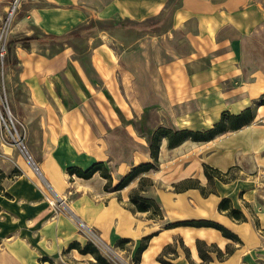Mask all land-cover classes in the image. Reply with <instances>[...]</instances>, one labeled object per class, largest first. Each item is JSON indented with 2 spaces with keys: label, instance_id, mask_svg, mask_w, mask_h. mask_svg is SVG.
Segmentation results:
<instances>
[{
  "label": "crops",
  "instance_id": "1",
  "mask_svg": "<svg viewBox=\"0 0 264 264\" xmlns=\"http://www.w3.org/2000/svg\"><path fill=\"white\" fill-rule=\"evenodd\" d=\"M169 1L24 0L23 11L15 19L11 33L20 38L31 35L32 30L37 29L48 36H60L87 22L91 14L95 15L96 21L102 22L117 18L140 22L158 15ZM8 2L0 0V17ZM263 4L264 0H180L174 10L172 28L180 32L194 31L196 47H217L222 44V33L231 32L233 26L239 24L236 21L253 23V12L264 11ZM174 38L178 39L176 32ZM224 44L229 45V41ZM70 53L69 47L45 53L32 40L28 46L17 42L14 47L18 77L28 89L29 105L48 108L53 105L63 112L58 120L60 126L77 128L78 122L71 123L68 117L70 112H74L77 119V114H80L78 105L84 92L78 85L83 82L87 90L91 89V93H86L88 96L89 93L91 96L98 94L96 86L81 75V65L91 59L87 55L76 57ZM235 103L228 108L232 113H238L243 108ZM81 111H86L83 105ZM134 122L129 124L130 135H125L118 129L120 120L113 119L110 130L109 123L101 120L98 126L103 128L100 131L102 138L99 139L92 130L88 134V142L97 143L100 140L106 144L102 154L86 156L84 164L76 166L89 167L95 161H102L107 164L114 185L133 166L147 161L149 151L146 142L150 136L146 137L143 152L135 147L128 149L126 144L125 137L136 142ZM90 123L86 121V127ZM109 142H122L123 146L112 148ZM178 150L181 156L177 159L175 154ZM164 156L171 160V165L166 167L163 175L154 172L146 174L161 184L157 181L143 190L144 195L155 199L161 217H152L148 212L133 208L129 194L137 187L138 179L130 181L120 190H104L106 179L98 172L89 178L69 177L55 167L57 162L54 159L49 163L52 167L49 177L59 190L69 188L70 202L77 214L103 240L122 251L128 250L135 264H264V211L254 214L249 207L260 206L258 202H264V105L257 108L256 117L250 124L212 140H186L168 148L166 140L162 139L159 152L162 164L166 161ZM204 163L220 172V176L215 177L214 189L206 193L201 188L207 182ZM234 165L240 167L238 171L245 177L240 174L238 177H227L231 171L229 168ZM255 171L252 178L251 174ZM184 179H196L197 183L176 190L174 184ZM222 198L229 199L231 206L240 210L245 219L235 220L226 210H220L218 204ZM184 220L215 221L235 234L238 240L226 237L210 226L173 225ZM144 240L145 246L138 251ZM197 240L208 245L215 244L221 251L229 247L231 252L222 259H217L215 252H210L211 260L204 262L196 247ZM73 241L81 246L85 243L76 225L66 217L49 219L39 192L28 183L20 182V185L0 189V264H54L62 251L68 254L70 264H101L89 252L81 253L76 248H68Z\"/></svg>",
  "mask_w": 264,
  "mask_h": 264
},
{
  "label": "rangeland",
  "instance_id": "2",
  "mask_svg": "<svg viewBox=\"0 0 264 264\" xmlns=\"http://www.w3.org/2000/svg\"><path fill=\"white\" fill-rule=\"evenodd\" d=\"M23 1L20 0L7 32L2 34L1 20L6 9L0 17V189L20 185V182L28 183L39 192L46 216L55 220L59 216L71 220L85 242H91L108 264H135L128 250L122 251L103 240L77 214L70 202L69 188L59 190L54 186L49 177L52 170L50 160L54 159L57 162L55 167L70 175L67 167L84 164L86 156H100L106 144L100 140L88 142V134L93 130L99 139L102 138L100 131L103 128L98 126L101 120L109 123L108 130L112 129L113 119L120 120L118 129L125 135H130L129 124L135 120L136 142L125 137L126 144L128 149L135 147L143 152L147 143V161H151L149 146L152 133L159 126L173 130H204L218 121L223 111L232 112L228 108L234 102L242 109L252 107L255 110L254 121L257 108L264 105L260 104L264 100V11L253 12L251 24L244 20V23L236 21L239 24L234 25L231 32L222 33V44L217 47H196L194 31L173 30V14L180 0H170L158 15L140 22L124 18L102 22L96 21L95 15L91 14L87 22L60 36L42 35L33 29L31 35L36 38L32 41L41 51L50 54L69 47L72 56L87 55L91 59L81 65V75L96 86L98 95L94 93L91 96V89L87 90L83 82L78 85L84 92L78 105L80 114L75 110L78 119L74 112H70L68 117L71 123L78 122L75 128L58 124L63 112L53 105L51 108L29 105L28 89L18 77L14 47L17 42L28 46L31 40L11 33L15 19L23 11ZM175 32L178 39L174 38ZM227 41L229 45L224 44ZM89 102H92L91 106ZM81 105L86 111H81ZM27 108L37 110L28 111ZM86 121L92 123L86 127ZM147 136L150 139L145 143ZM109 146L122 148L123 144L109 142ZM176 152L175 158L178 159L181 153L180 150ZM165 159L162 164L158 154L156 168L142 175L147 176L151 172L163 175L166 167L171 165V160ZM206 165L213 177L208 179L204 171L207 182L201 188L205 193L214 189V180L218 177L211 171L214 167L207 163L203 164V169ZM229 169L228 178L239 174L245 177L239 173L238 165ZM255 173L252 172V178ZM186 180L187 183H197L196 179ZM157 181L152 180V183ZM258 203L260 206H249L254 214L264 211V202ZM94 235H99L102 241L92 242ZM54 264H70L66 251L56 257Z\"/></svg>",
  "mask_w": 264,
  "mask_h": 264
},
{
  "label": "trees",
  "instance_id": "3",
  "mask_svg": "<svg viewBox=\"0 0 264 264\" xmlns=\"http://www.w3.org/2000/svg\"><path fill=\"white\" fill-rule=\"evenodd\" d=\"M40 33L42 35H46L42 32ZM50 37H54V36H50ZM35 38L36 37L33 35H29L25 37V39L27 40H32ZM260 104H264V100H262ZM254 116H255V110L252 107L247 106L238 113L223 111L218 121H216L211 127L200 131L188 130V129L173 130L171 128L159 126L154 130L151 137V142L149 146L151 161L141 162L133 166L130 169V171L127 174H125L114 185H112V177L110 171L105 165V163L102 161H95L85 169L77 166H69L67 167V171L70 175L74 174L82 178H89L95 172H98L103 178L106 179V182L104 184V190H115V191L122 189L128 183H130V181L139 177L137 187L132 189L129 194L130 203L133 205V208L137 211L148 212L150 215H152V217H161V210L158 204L156 203L155 199L143 194L144 188L147 185L152 184V180L149 177L142 175L143 173H146L149 170L156 168V164L158 163V154H159V146L161 143V139L162 138L166 139L168 148L175 147L185 140L201 141V142L209 141L220 134L239 129L242 126L250 124ZM207 168L209 169V167L206 165L204 167V171L208 179L211 180L213 176L208 172ZM211 171L213 173H216L215 176L218 177L220 176V172L217 169L211 168ZM187 181L188 180H183L177 184H174V188L176 190H180V189H184L187 185H194L193 183H187ZM179 185L182 186L179 187ZM218 208L220 210H226L227 213L235 220L245 219V216L242 214V212L236 208H233L230 204L229 199L227 198H222L219 201ZM173 225L210 226L220 230L222 235L232 238L234 240H238L235 234L230 232L221 224L212 220H184V221L176 222ZM146 239L147 237L145 238V240ZM145 240L142 241L141 245L138 248V251L145 246L146 244ZM196 247L201 259L204 262L211 260V256L209 254L210 252H215L217 259H222L231 252V249L229 247H226L225 251H221L215 244L208 245L200 240L196 241ZM68 248H76L81 253L89 252L94 255L98 263L108 264L105 258L99 253L97 248L89 241H86L83 246H81L79 242L73 241L69 244ZM164 264H169V263L164 262Z\"/></svg>",
  "mask_w": 264,
  "mask_h": 264
},
{
  "label": "built area",
  "instance_id": "4",
  "mask_svg": "<svg viewBox=\"0 0 264 264\" xmlns=\"http://www.w3.org/2000/svg\"><path fill=\"white\" fill-rule=\"evenodd\" d=\"M19 3H20V0H9L7 7H6L5 17L1 20V24H2L1 25V34L4 32H7V29H8L9 24H10V20L13 17V15L15 14V11L17 10ZM94 241L100 242V241H102V239L100 238L99 235H94L92 242H94ZM102 243H104V242H102Z\"/></svg>",
  "mask_w": 264,
  "mask_h": 264
}]
</instances>
